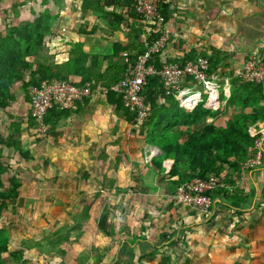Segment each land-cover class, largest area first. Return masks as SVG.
Here are the masks:
<instances>
[{
  "label": "crops",
  "instance_id": "0c3cea01",
  "mask_svg": "<svg viewBox=\"0 0 264 264\" xmlns=\"http://www.w3.org/2000/svg\"><path fill=\"white\" fill-rule=\"evenodd\" d=\"M46 1L51 16L44 20L43 42L50 50L53 44H62V37L67 46L100 49L104 44L110 53L115 45L135 43V32L111 28L101 14L83 11L80 0H71L73 8L70 0H0V32L31 6L38 4L42 9ZM168 1L172 5L162 29L168 36L159 56L162 64L206 55L216 63L214 84L220 96L225 90L230 94L234 78L242 79L249 55L264 60V0ZM79 15L85 16V23L79 24ZM95 15L104 21L102 25L95 22ZM148 34L143 37L145 45ZM116 61L123 67L121 56ZM106 67L105 63L103 71ZM195 90L203 92L201 87ZM206 104L211 107L216 102ZM213 121L208 120L209 124ZM130 126L106 102L102 89L94 88L88 103L72 109L67 119L37 143L38 159L43 169L57 167L64 175L76 170L75 176H87L88 190H92L95 176L110 172V143L118 142ZM254 126L256 133L264 132L263 121L251 128ZM257 136L259 152L264 154V138ZM51 145L57 153L46 156L45 147ZM143 151L145 162L128 150L123 151L121 166L115 165L121 174H132L127 185L132 193H139L121 200L116 232H104L107 237L91 249L92 264H264V157L261 166L243 168L239 179L234 178L238 183L211 192L210 208L200 210L177 198L175 188L145 168L152 150ZM102 184L99 190L107 191V185ZM125 190L127 187L118 182L117 191Z\"/></svg>",
  "mask_w": 264,
  "mask_h": 264
},
{
  "label": "trees",
  "instance_id": "16d2710c",
  "mask_svg": "<svg viewBox=\"0 0 264 264\" xmlns=\"http://www.w3.org/2000/svg\"><path fill=\"white\" fill-rule=\"evenodd\" d=\"M80 1L83 11L101 14L111 28L135 32L134 45H115L109 54H95L79 45L51 63L50 48L43 42L47 30L44 20L51 16L48 13L49 1H46L47 10L40 9L38 4L31 6L24 16L18 15L4 32H0V118L17 101L19 91L30 101V90L48 80H65L77 87L95 81L94 88H101L106 102L121 114L127 124L134 127L127 146L130 153L137 160L145 162L144 147H154L161 152L160 156L145 164V168L153 170L168 187L176 189L195 179L208 181L212 177H217L224 186L238 183L234 178L239 179L244 164L250 156L259 152L257 141L260 137L251 133V127L259 120L264 122V81L254 83L234 78L230 94L225 90L216 104L210 107L203 100L189 109L183 99L167 93L159 76H150L143 91L150 111L139 131L135 112L111 86L112 82H118L124 76V67L116 59L125 52L135 58L144 54V34L149 32L148 44L152 45L159 38L160 31H155L154 25L149 26L148 30L144 29L145 20L132 6L133 0ZM168 2L163 1L159 8L166 18L172 5ZM108 7L113 10L106 11ZM159 56L160 53L155 55L154 61L150 63L161 69L164 64ZM195 59L194 56H188L168 63L182 67ZM208 59L210 73H213L216 63ZM105 63L107 69L103 71ZM90 97L76 102L74 108L88 103ZM71 111L60 110L59 106H55L43 121L47 131L39 134L36 142L46 138L59 122L69 117ZM209 119L214 121L209 124ZM28 120L32 126H38L31 115ZM10 129L16 135L22 131L21 125L15 123L11 124ZM4 148L14 149L24 159L30 156L29 152H24L17 139L13 140L0 132V221L17 204L23 186L17 176L7 177L12 170L5 160ZM108 217L105 211L100 218L99 227L103 232L107 231ZM9 237L8 228L0 226V264L13 261L27 264L29 253L26 250L11 252Z\"/></svg>",
  "mask_w": 264,
  "mask_h": 264
},
{
  "label": "rangeland",
  "instance_id": "374dc122",
  "mask_svg": "<svg viewBox=\"0 0 264 264\" xmlns=\"http://www.w3.org/2000/svg\"><path fill=\"white\" fill-rule=\"evenodd\" d=\"M69 2L71 7L74 6L71 0ZM46 7L45 5L42 9L45 10ZM77 21L79 24L85 23V16L79 15ZM95 22L100 25L104 23L98 15H95ZM58 37L55 39L58 40ZM62 38L61 45L53 44L51 47L49 53L51 63L58 56L68 54L75 49L73 46L65 45L63 42L67 39ZM84 49L90 52L98 50L99 52L95 51V54L111 52V49L104 44L100 49L91 48L92 51L88 47ZM29 116V101L26 95L19 91L17 101L10 109L3 112L0 118V132L13 140L17 139L24 152L30 153L29 158L24 159L14 149L3 150L5 160L12 170L7 177L17 176L23 185L17 204L0 221V226H5L10 231V251L26 250L29 253L27 264H86L87 262L92 264L91 249L99 246L103 237H107L99 227L102 214L107 211L109 215L107 231L116 232L117 212L121 200L126 201L130 196L132 198L139 193L137 190L132 193L127 185L132 174L128 171L126 174L122 171L121 174L117 170L123 158V151L129 150L127 146L129 138L132 137L130 132L132 127L127 124L130 129L124 131L118 142L110 143L108 162L110 172L95 176L93 182L98 186L94 185L92 190H88L87 176L82 179L75 176L76 170L64 175L59 173L57 167L43 169L41 159L40 161L38 159L36 142V137L41 132L38 126L29 123ZM14 123L21 125L20 135H16L10 129L11 124ZM137 129L141 130L139 126ZM148 147L150 151L154 148ZM145 149L146 147L143 148ZM49 152L57 153V150L52 145L46 146L45 155L48 156ZM118 182L126 186L127 190L117 191ZM102 183L107 185L105 192L99 190L102 188ZM10 264L22 263L13 261Z\"/></svg>",
  "mask_w": 264,
  "mask_h": 264
},
{
  "label": "built area",
  "instance_id": "2783aa9c",
  "mask_svg": "<svg viewBox=\"0 0 264 264\" xmlns=\"http://www.w3.org/2000/svg\"><path fill=\"white\" fill-rule=\"evenodd\" d=\"M163 1L133 0L132 6L145 20V26L149 28V26L154 25L160 31V36L154 44L146 43L144 54L136 58L128 52L122 54L124 76L112 85L113 91L135 112L139 127L145 123L150 111V106L143 96L150 76H159L164 82L167 93L183 99L189 109L203 102L204 96H206L209 104L215 103L219 97L214 84L216 76L210 73V62L207 57L198 56L182 67L176 63H165L161 69H158L153 63H150L154 61L155 55L162 52L168 41V36L162 31L166 17L159 10ZM242 79L254 83L264 81V60L256 55H249ZM95 85V81H91L82 87H77L68 81L53 79L43 82L40 87L32 88L30 90L29 112L38 123L39 131L41 133L47 131L43 121L55 106H59L60 110H72L76 102L92 95ZM197 87H201L203 92L195 90ZM257 126L251 128V133L261 135L264 138V132L256 133L254 131ZM151 153L152 155L146 157L147 163L157 155L156 148H152ZM263 157L264 154L259 152L252 160L246 162L243 168L261 166ZM219 187H224V185L217 177H212L208 181L195 179L188 184L176 187L175 191L177 198L187 205L200 210H207L211 206L209 193L214 192Z\"/></svg>",
  "mask_w": 264,
  "mask_h": 264
},
{
  "label": "water",
  "instance_id": "95a60500",
  "mask_svg": "<svg viewBox=\"0 0 264 264\" xmlns=\"http://www.w3.org/2000/svg\"><path fill=\"white\" fill-rule=\"evenodd\" d=\"M159 152V151H158ZM159 154H161V152H159Z\"/></svg>",
  "mask_w": 264,
  "mask_h": 264
}]
</instances>
